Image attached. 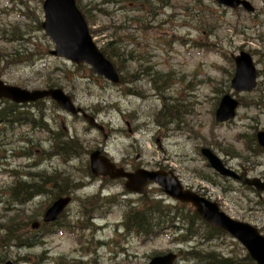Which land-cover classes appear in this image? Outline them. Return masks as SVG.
I'll return each mask as SVG.
<instances>
[{"label":"rangeland","instance_id":"obj_1","mask_svg":"<svg viewBox=\"0 0 264 264\" xmlns=\"http://www.w3.org/2000/svg\"><path fill=\"white\" fill-rule=\"evenodd\" d=\"M78 1L88 10L86 21L96 45L101 49L107 42H113L123 52L119 57L109 58L121 74L122 88L123 85L126 87L124 92L121 86L94 75L90 77L87 66H75L48 53L53 45L40 28L43 0H0V28L4 29H0V58H5L0 61V78L29 89L45 87L46 81L52 80L51 83L69 93L77 105L91 109L105 121L110 135L104 140L102 134L88 129L80 118L69 117L62 110L58 113L50 111L49 124L54 128L55 123L64 125L83 152V160L78 157L64 163L61 157L48 158L41 151L42 147L48 149L46 132L31 134L29 145L22 142L23 124L15 125V130L0 131V241L9 230L19 227L20 233V226L38 217L54 196L48 188L45 194L7 211L8 208H4L8 203L7 188L17 181L14 173L69 175L70 186L71 182H79L76 186L80 197L94 195L99 190L103 194H119L122 184L116 182L115 187L102 188L98 181L86 177L88 155L99 149L97 145L101 142L105 143L104 148L114 161L130 160L134 166L173 170L184 185L192 186L202 196L217 203L220 210L254 225L264 235V191L259 194L239 182L217 176L200 153L201 147H209L238 171L243 167L250 176L264 177V151L248 148L250 137L256 131L264 130V101H260L264 99V0H249L255 8L253 14L223 8L213 0ZM11 27L25 32L22 36L27 41L8 43L2 39L3 32L7 37L18 36L6 31ZM16 42H23L27 49L23 56L31 52V59L11 62L14 48L21 47ZM241 49L252 55L258 70L257 86L251 92H235L230 87L234 72L230 57ZM129 51L132 53L128 54ZM139 64H142L140 69L137 68ZM58 68L63 71L56 70ZM150 71L171 72L172 76H160L174 80L167 91L160 90L161 96L167 97L165 104L152 90L157 85L150 81ZM224 92H231L241 104L232 121L217 123L214 110ZM164 105L179 115V119L158 117L156 112ZM128 128L135 131L130 133ZM38 139L42 140L43 146L34 145ZM23 149L29 154H35L36 149L40 152H36L37 158H30L26 153L22 154ZM149 192L150 198L163 206H181L160 194L156 185H151ZM123 197L125 204L127 198L139 200L130 194ZM90 198L92 210L105 215L95 221L99 228L44 233L42 241L30 247L11 244L7 250L0 249V264L6 260L13 264H147L148 256L170 250L180 254L176 264H194L195 260L183 257L189 245L174 242L170 230L147 241L133 237L126 240L122 233L117 235L121 215L115 209V200H108L107 208L102 201ZM78 200L67 208L69 216L65 219L75 220L71 216L76 213ZM89 235L105 242L90 255L94 244L91 242L88 247L79 244L80 237L83 236V241ZM111 240L114 243L111 244ZM118 241L117 247L125 248L124 252H117L114 247ZM195 247L199 251L209 248L222 253L227 249L240 252L229 240L224 245L208 242L197 243ZM125 257H129V261Z\"/></svg>","mask_w":264,"mask_h":264},{"label":"water","instance_id":"obj_2","mask_svg":"<svg viewBox=\"0 0 264 264\" xmlns=\"http://www.w3.org/2000/svg\"><path fill=\"white\" fill-rule=\"evenodd\" d=\"M218 3L236 8L241 5L247 11H253V7L247 0H216ZM43 18L41 27L44 33L53 43L49 51L51 55L62 57L72 63L89 65L93 73L104 76L107 80L117 83L119 76L112 62L99 50L89 33L85 18L77 8L75 0H43ZM235 62L234 75L230 80V86L235 91H250L255 87L256 69L252 57L245 51L233 55ZM6 97L14 102H30L37 99L50 97L69 113L76 114L81 109L76 107L71 97L60 87L28 90L14 85L5 84L0 80V98ZM238 101L229 93L222 95L215 111L216 121L222 122L235 116ZM86 120L96 125L91 116L85 115ZM98 126V125H96ZM101 128V126H98ZM257 141L264 147V130L257 132ZM201 153L210 167L219 174L230 176L246 185L255 187L257 191L264 189V180L257 177H247L244 170L237 174L226 168L220 158L209 148L204 147ZM90 168L95 175H108L110 178L125 177V187L130 191L145 193L149 181L159 184L161 190L182 202H189L195 207L196 212L212 226L227 231L247 249L249 255L258 264H264V236L247 222L235 220L219 210L216 203L211 202L189 189H183L177 178L171 171L137 169L135 172H126L100 154L99 150L90 153ZM70 197H59L45 210L43 219L45 222L55 220L62 213L69 202ZM38 223L33 222L32 227ZM176 255L167 253L151 258L149 264H172ZM10 264V262H6Z\"/></svg>","mask_w":264,"mask_h":264},{"label":"trees","instance_id":"obj_3","mask_svg":"<svg viewBox=\"0 0 264 264\" xmlns=\"http://www.w3.org/2000/svg\"><path fill=\"white\" fill-rule=\"evenodd\" d=\"M76 4L79 10L84 15L85 19L87 20L88 10L86 9V7L84 8L78 0H76ZM151 15H153V12L151 13ZM0 29L4 31L3 28ZM6 31L11 33V35H18L13 37H7L3 32L1 37L8 43H12L20 40L21 41L23 40V42L27 41V38L24 39V37L22 36L25 32H19L17 27H11L9 30ZM114 41L116 43V40ZM23 42L21 44L16 42L17 46L21 45V47L14 48L12 55L10 56V58H12L11 62L14 63L26 59H31V55H32L31 52L29 53L27 52L28 56H23V53H25L27 50L23 46ZM103 48H101V51L104 53V55L107 58H109L110 56L119 57L121 56V53L123 55V52L120 50L119 46L115 45L113 42H107L105 47ZM257 52L259 53L258 50ZM130 53L132 52L129 51L128 54ZM4 59L5 58L3 56L0 58V61H3ZM120 61L121 60L119 59V62ZM113 64L117 69L116 63L113 62ZM141 67L142 64H139L137 68L140 69ZM56 70L60 72L63 71V69H59V68ZM148 76L151 77L150 81H153L154 84L157 85V87H154V89L152 90L155 93H157L162 99L167 98L166 95L164 97L161 96L162 94L161 91L164 92L165 90L166 91L168 90L170 84L172 83L173 78L161 79L160 76H165V77L172 76L171 72L150 71ZM154 76H157V78L153 79ZM51 82L52 80L46 81L45 86H56ZM2 101L5 106L3 107L4 108L3 110L0 109V118L5 117V119H7L8 116H13V115L18 116L19 118H23L24 114H19V113L15 114L16 113L15 111L7 112V109L10 106L13 107L15 106L13 104L9 105L11 103H8L6 100H2ZM260 101L263 102L264 99L262 98V100ZM256 102L261 103L259 102V100H257ZM39 104L41 105L39 109L44 107L48 108L49 106L53 108H57L56 104L53 101H49L48 99L42 100V102H40ZM167 110H164V108L162 107L158 111L157 114L159 115L158 117L163 118L167 116L169 117V119H175V118L179 119V115L173 113L170 109H169L170 112H168ZM44 126L45 125L41 127ZM250 138L252 140L250 141L248 148H252L253 150L259 152L264 151L261 147L257 145L255 140V133ZM51 139L53 143L50 145L49 151L57 153V155L62 158V161L64 163H70L71 151L79 148L78 142L72 141L71 137H69L68 133L61 126H58L57 131L54 132ZM68 176L64 175L57 177L55 175H50L44 172L43 175H40L38 178L35 177L33 178V180L29 182L21 183L20 181H17L15 184H13L10 187L12 188V192H13L10 197V200L15 201L16 203H23L27 200L29 196L35 194L38 190L44 192L47 188L52 189L53 193H56L54 194V196L57 195V193L60 194L67 193L70 189V182L67 180ZM126 217L129 218L128 221L140 220L138 221L139 222L138 224L132 223L133 224L132 225L125 223L124 228L126 229V231L132 232L136 235H140L146 238L155 235L159 232H162L164 228L168 226L167 221L170 220L171 221L170 228L177 231L175 233L176 236H174L172 239L180 244L189 245V247L186 250V253L185 252L183 253V257L184 259L195 260L194 264H256L250 258L248 253L244 250V248L240 246V244H238V242L234 241L227 233L221 230L214 229L213 227L208 225L195 213V211L191 207H188L186 204H181L180 208H178L176 206L175 207L163 206L161 202L153 201L150 203H146L143 206V208L140 210L129 211ZM175 223H177L178 225L176 226ZM18 229L19 228H16V230L13 229V231L9 230L4 236L1 237V241H0L1 250L2 249L5 250L8 247V245L13 241L15 243H20L21 236L20 233L18 232ZM87 229H89V224L87 221H82L78 219L75 221H71V231H79V230L85 231ZM226 240H229L230 242L238 246L240 252L237 251L233 253L231 250L227 249L225 253H222L218 251L216 252V250L209 248L208 249L204 248L203 251H199V249L195 247L197 243L204 244L208 242L216 243L217 245L218 244L224 245L226 243Z\"/></svg>","mask_w":264,"mask_h":264},{"label":"flooded vegetation","instance_id":"obj_4","mask_svg":"<svg viewBox=\"0 0 264 264\" xmlns=\"http://www.w3.org/2000/svg\"><path fill=\"white\" fill-rule=\"evenodd\" d=\"M84 110L87 112V113H89V114H92L94 117H95V119L98 121H101V122H99V123H101L102 125H103V127H104V130L102 131V132H100V131H98L100 134H102V136H103V139L104 140H106V139H108L109 138V134H108V126H107V123L105 122V121H103L102 119H100L98 116H97V114H95V112H93L91 109H89V108H84ZM77 116V115H76ZM79 117V116H78ZM98 117V118H97ZM80 118V117H79ZM127 124H129L128 122H126ZM110 126V125H109ZM94 129H96V128H94ZM133 131H135V130H132L131 128H128V132H130V133H132ZM157 141H158V139H157ZM37 145H40V146H43V144H42V140H37ZM104 145H105V143H100V144H98L97 146L99 147V149L101 150V152L102 153H104V154H106V155H108V151L104 148ZM36 152H40V150L39 149H36ZM112 159V158H111ZM113 160V159H112ZM115 163H116V165L117 166H121V167H123L124 169H126L127 171H131V170H133V169H135L136 167H138V166H134V164H131L130 163V160H123V159H120V160H115L114 161ZM229 168H231V169H233V170H235L236 171V168L233 166V165H231V164H226ZM174 172V171H173ZM175 173V172H174ZM41 174L39 173V172H36V178H38L39 176H40ZM175 175L179 178V176H178V173H175ZM87 178H89L91 181H98L99 183H100V185H101V187L103 188V187H115L114 185L116 184V182H118V183H120V184H122L123 185V183H124V179H122V178H120V179H118V180H111V179H109L108 177H94V176H92V175H89ZM180 179V178H179ZM180 181H181V179H180ZM187 187H189L190 189H193V190H196L195 188H193L192 186H190V185H186ZM100 192L98 193L99 195H100V198H101V200L102 199H104V198H106V196H112V195H115V194H108V193H106V194H103V191H101V190H99ZM36 193H41V191L40 190H38ZM71 200L73 201L74 199H73V195L74 196H78V194H77V192H75V190H73V189H71ZM124 194H130V195H135V196H137V197H139L140 195H138V194H136V193H131V192H128L127 190H125L124 189V187H122V191H120V193L119 194H117L118 196H119V198H121L120 200L121 201H123L122 199L124 198L123 197V195ZM147 194V193H146ZM37 195H39V194H37ZM87 196V195H86ZM86 196H84V197H86ZM79 198H83V196L81 195V197L80 196H78ZM129 200H132V202L133 203H135V204H137L138 202L137 201H135V200H133V199H128L127 198V201H129ZM37 219L38 220H40V219H42V216H41V214L37 217ZM29 222V223H28ZM27 223H28V226L30 225V223H31V220H28L27 221Z\"/></svg>","mask_w":264,"mask_h":264},{"label":"bare ground","instance_id":"obj_5","mask_svg":"<svg viewBox=\"0 0 264 264\" xmlns=\"http://www.w3.org/2000/svg\"><path fill=\"white\" fill-rule=\"evenodd\" d=\"M133 95L135 94V93H132ZM139 97H140V95L139 94H137Z\"/></svg>","mask_w":264,"mask_h":264}]
</instances>
